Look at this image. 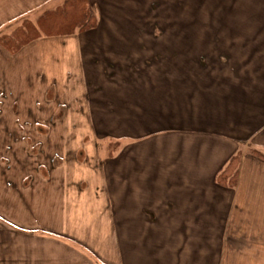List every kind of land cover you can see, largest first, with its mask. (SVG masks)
Segmentation results:
<instances>
[{"label": "crops", "instance_id": "obj_1", "mask_svg": "<svg viewBox=\"0 0 264 264\" xmlns=\"http://www.w3.org/2000/svg\"><path fill=\"white\" fill-rule=\"evenodd\" d=\"M67 1L0 0V37ZM158 1L0 46V264H264V0H196L189 31Z\"/></svg>", "mask_w": 264, "mask_h": 264}, {"label": "trees", "instance_id": "obj_2", "mask_svg": "<svg viewBox=\"0 0 264 264\" xmlns=\"http://www.w3.org/2000/svg\"><path fill=\"white\" fill-rule=\"evenodd\" d=\"M98 27L99 20L90 0H68L56 10L45 14L37 24L25 21L13 33L0 37V46L11 54H17L42 37H66L92 31ZM250 152L264 159L262 153L255 150ZM241 163L240 152L218 174L217 182L222 186L235 188L238 184Z\"/></svg>", "mask_w": 264, "mask_h": 264}, {"label": "rangeland", "instance_id": "obj_3", "mask_svg": "<svg viewBox=\"0 0 264 264\" xmlns=\"http://www.w3.org/2000/svg\"><path fill=\"white\" fill-rule=\"evenodd\" d=\"M195 1L196 0H167L166 3H164V7L165 6H169L170 7V9H169V13H170L169 17L171 16V14L173 15L175 13V11L177 10L175 15L179 19L178 22L180 21L182 25H185V24L188 25V26H185V27H186V30L189 31V29L192 28L191 22H190L191 15H192V13H191V9L192 8L191 7H192L193 2H195ZM175 2L178 4L177 8L176 7H171V5L173 3H175ZM179 7H182V9H180ZM175 15H174V17H175ZM169 25H170V28H168V26H164L165 29H166V32H175V31H177L176 19L173 22H172V20L169 21ZM156 32H158V31H156ZM28 76H29V74H23L24 79H27ZM50 91H52L51 95H53V93H55V95H57L56 92H61V90L60 91H56V89H52ZM51 101L54 102V101H56V99L53 98V100H51ZM59 103L61 104V101H59ZM64 111H65V108L61 107V108H59L58 112L63 114ZM111 149H114V148H111Z\"/></svg>", "mask_w": 264, "mask_h": 264}]
</instances>
